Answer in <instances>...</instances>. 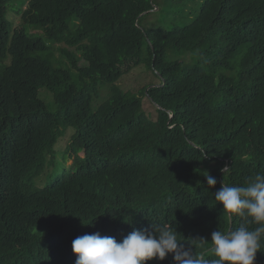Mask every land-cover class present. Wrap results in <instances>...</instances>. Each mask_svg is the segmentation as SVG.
Listing matches in <instances>:
<instances>
[{"label":"trees","instance_id":"16d2710c","mask_svg":"<svg viewBox=\"0 0 264 264\" xmlns=\"http://www.w3.org/2000/svg\"><path fill=\"white\" fill-rule=\"evenodd\" d=\"M158 1L0 0V264H75L78 236L151 224L214 259L211 233L244 222L213 194L264 173V0H180L147 30ZM142 65L161 83L124 90Z\"/></svg>","mask_w":264,"mask_h":264},{"label":"clouds","instance_id":"9594fccd","mask_svg":"<svg viewBox=\"0 0 264 264\" xmlns=\"http://www.w3.org/2000/svg\"><path fill=\"white\" fill-rule=\"evenodd\" d=\"M220 171L224 176L230 168L225 165ZM205 173L207 185L214 188L216 178ZM213 196L229 219L244 218L237 228L211 233L209 251L214 259L180 244L176 228L151 224L150 229L133 230L120 241L99 232L78 236L72 241L75 264H148L164 261L169 254L174 264H254L264 246V173H257L242 186L222 182ZM250 224L256 227L249 228ZM193 240L208 242L203 238Z\"/></svg>","mask_w":264,"mask_h":264},{"label":"rangeland","instance_id":"374dc122","mask_svg":"<svg viewBox=\"0 0 264 264\" xmlns=\"http://www.w3.org/2000/svg\"><path fill=\"white\" fill-rule=\"evenodd\" d=\"M180 0H159L157 2L156 10L154 14L147 16L143 21V27L147 30L152 28H158V27H171L172 26V20H175L176 22L181 21L180 17H175L174 15H180L181 7L178 3ZM187 3L186 6V13L187 16L191 9L190 6L191 0H185ZM197 9V6H194ZM18 15L14 13L9 14V18L12 19L16 25L20 24V19L17 18ZM174 17V18H173ZM56 59L64 61L62 59V55L59 51L56 53ZM146 67L144 65L132 70L130 73L126 74L122 80L119 82L120 86L128 91V90H135L138 92L140 89H143L144 87L150 86L151 84L159 85L161 82L155 75L153 76L149 70H145ZM146 89V88H145ZM102 94H105V91L102 92ZM144 109L146 111H152L154 112L155 109L150 101H145ZM75 130L73 128H69L67 133H64L63 136L58 140L54 151L56 152L57 159H60L63 157L62 153L67 148V146L70 143L72 137L75 135ZM81 157H85L84 154H82ZM52 158L54 159L53 155ZM56 159V158H55ZM67 166L73 165L72 161H69L66 163ZM50 173L48 171L43 177L40 178L41 182H44L46 180V176Z\"/></svg>","mask_w":264,"mask_h":264},{"label":"bare ground","instance_id":"6f19581e","mask_svg":"<svg viewBox=\"0 0 264 264\" xmlns=\"http://www.w3.org/2000/svg\"><path fill=\"white\" fill-rule=\"evenodd\" d=\"M137 26L139 27V28H141V25L139 24V21L137 22ZM142 29V28H141Z\"/></svg>","mask_w":264,"mask_h":264}]
</instances>
